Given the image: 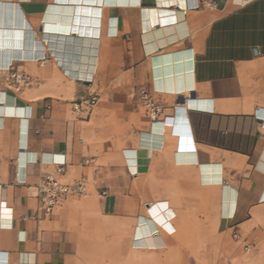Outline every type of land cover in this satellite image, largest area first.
<instances>
[{"label":"crops","instance_id":"crops-1","mask_svg":"<svg viewBox=\"0 0 264 264\" xmlns=\"http://www.w3.org/2000/svg\"><path fill=\"white\" fill-rule=\"evenodd\" d=\"M211 1L183 12L186 0H104L99 101L86 117L74 103L87 89L53 59L35 60L44 35L72 33V7L0 0V264H84L95 252L84 247L95 232L83 200L67 197L49 216L38 209L36 185L54 158L65 159L66 183L142 192L165 245L135 248L179 256L168 264H264V0ZM13 73L33 84L11 88ZM141 89L165 108L156 122ZM137 198L125 212L138 218L134 231L145 213ZM113 206L123 218L122 198Z\"/></svg>","mask_w":264,"mask_h":264},{"label":"rangeland","instance_id":"rangeland-1","mask_svg":"<svg viewBox=\"0 0 264 264\" xmlns=\"http://www.w3.org/2000/svg\"><path fill=\"white\" fill-rule=\"evenodd\" d=\"M131 160H135V157ZM87 182L88 189L85 194L67 196L70 199L83 200V202L81 201L82 205H80L79 209L83 212L82 215L85 217L88 230L95 232V236L93 235V237L84 240V247L95 248L94 253H83L81 255L84 264H168L169 262L174 263L178 261L179 256L177 255H152L146 249L135 248L133 246V231L138 218L135 216L127 218L125 217V212L136 209V206L130 204L132 202L131 198L136 199L137 195H142V192L129 190L123 193L106 189L95 190L92 187L95 184L93 179H90V181L87 180ZM67 197L64 199V202ZM104 198H108L109 200L110 206L106 208L103 206ZM121 198L124 203L123 218L120 216V207L113 206V203L119 201ZM137 200L139 202L138 209L141 212H145L139 214L138 217L144 216L153 220L160 231L162 224L152 213L151 208L145 205L148 199L140 197ZM168 210L170 211L171 217V208H168ZM159 214L161 216L163 215V213ZM168 226L169 228H174L173 223H169Z\"/></svg>","mask_w":264,"mask_h":264},{"label":"built area","instance_id":"built-area-1","mask_svg":"<svg viewBox=\"0 0 264 264\" xmlns=\"http://www.w3.org/2000/svg\"><path fill=\"white\" fill-rule=\"evenodd\" d=\"M188 3L187 10H199V9H214L215 3L211 0H186ZM186 11V10H185ZM44 43L47 41L43 39ZM48 59H53L57 66L63 72L65 78L69 81H74L87 89V92L80 96V98L74 103V110L80 114L88 117L96 104L99 101V96L92 90L95 76L97 74V61L95 62V69L91 73L90 78L82 79L77 76H73L69 73V70L64 68L59 60L56 59L54 50L51 49L48 44L46 50L42 51L40 56L35 58L37 62L45 64ZM12 65H8L7 69H11ZM33 84V79L29 75H23L13 73L9 81L11 88L17 91L29 88ZM138 101L144 108L145 113L150 121H158L164 113V106L161 102L157 101L153 95L146 89H141L138 92ZM53 163L56 166V170L53 174H44L36 185V197L38 199V209L45 215H52L59 207L62 206L64 199L68 195L73 194H85L88 189V182L86 178H81L78 181L72 183H66L62 181L61 177L66 172L65 159H53ZM237 238V236H235ZM249 250V247H246Z\"/></svg>","mask_w":264,"mask_h":264},{"label":"bare ground","instance_id":"bare-ground-1","mask_svg":"<svg viewBox=\"0 0 264 264\" xmlns=\"http://www.w3.org/2000/svg\"><path fill=\"white\" fill-rule=\"evenodd\" d=\"M55 2L72 7V33L64 34L65 36L63 38L59 37L60 39L55 38V36L51 38L44 35L43 39L47 41L46 48L50 44L56 59L73 76L82 79L90 78L91 73L95 69L92 64L98 60V47L100 44V39L95 38V35H99V33H96V30L99 29L95 28L96 16L103 10L104 0H55ZM183 7L187 11L188 6ZM174 12L176 13V11ZM155 13L158 16V12L155 11ZM155 230L154 221L151 219L145 220L142 217L140 225L134 231L132 243L141 244L147 249H156L164 246L165 243L161 235Z\"/></svg>","mask_w":264,"mask_h":264}]
</instances>
